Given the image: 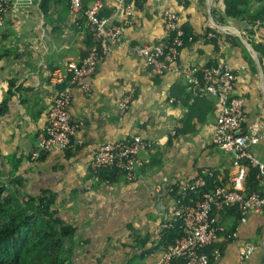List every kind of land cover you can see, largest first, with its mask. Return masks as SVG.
Returning a JSON list of instances; mask_svg holds the SVG:
<instances>
[{"label": "crops", "instance_id": "crops-1", "mask_svg": "<svg viewBox=\"0 0 264 264\" xmlns=\"http://www.w3.org/2000/svg\"><path fill=\"white\" fill-rule=\"evenodd\" d=\"M100 1L103 16L121 4ZM185 1L122 0L131 25L96 63L89 91L71 90L68 109L81 122L77 136L85 145L54 148L35 161L28 154L54 95L70 77L66 63L77 62L91 40L87 43L84 20L69 10L67 0H37L33 8L10 13L0 29V183L18 200L51 194L49 207L74 228L61 264H152L163 249L157 230L168 218L172 201L166 188L175 180L210 172L215 185L245 189L248 165L210 141L218 100L192 95L176 72L150 73L134 54L137 44L164 42V10L174 12L178 25L193 35L180 49L178 64H210L215 55L233 70L243 125L259 132L250 148L264 161V58L243 36L241 23L223 14L222 0ZM129 92L128 108L119 112L117 102ZM134 135L147 142L134 180L120 174L109 182L89 168L94 146ZM216 220L213 247L219 256L210 264H264L260 211L249 210L241 221L222 210ZM248 245L252 250L243 256Z\"/></svg>", "mask_w": 264, "mask_h": 264}, {"label": "built area", "instance_id": "built-area-1", "mask_svg": "<svg viewBox=\"0 0 264 264\" xmlns=\"http://www.w3.org/2000/svg\"><path fill=\"white\" fill-rule=\"evenodd\" d=\"M67 2L69 10L84 20L91 43L77 62L66 63L70 77L57 90L47 109L45 123L36 134L35 148L28 154L29 161L37 160L54 148L63 150L72 143L85 145L77 136L81 122L73 120L68 109L71 90L79 88L85 93L89 91L87 79L95 70L96 63L120 43L126 28L131 25L130 11L123 6L122 0H117L121 4L108 16L100 14V0H92L87 5H82V0ZM36 3L37 0H0V29L10 13L28 10ZM117 10L121 12L120 18L116 17ZM162 20L167 36H171L170 40L167 43L137 44L133 47L134 54L145 63L150 73L161 75L168 71L176 72L185 80L192 95H211L218 100L219 109L210 134L211 144L255 168V177L263 188L261 192L249 193L240 188L221 185L205 189L210 172L200 173L185 181L175 180L167 186L166 192L172 202L167 207L168 218L159 224L157 235L160 238L163 230L177 220L180 221L182 235L163 248L152 264H210L219 256L218 250L213 247L218 238L216 214L219 211L236 206L241 221H244L249 210L260 211L264 216V161L250 148L259 132L256 126L247 129L243 125V98L234 93L236 76L233 70L215 55L210 64H178L180 49L185 41L193 39V35H186L184 39L183 30L172 11L164 10ZM208 36L213 34L209 33ZM131 99L132 92H129L118 100L119 112L128 108ZM146 145L147 142L137 135L128 140L101 142L91 149L89 168L93 171L99 168H116L127 180H134L136 167L141 163L140 151ZM210 246L213 247L212 250L206 253L205 249ZM251 250L252 246H246L243 256H247Z\"/></svg>", "mask_w": 264, "mask_h": 264}, {"label": "trees", "instance_id": "trees-1", "mask_svg": "<svg viewBox=\"0 0 264 264\" xmlns=\"http://www.w3.org/2000/svg\"><path fill=\"white\" fill-rule=\"evenodd\" d=\"M144 0H133L141 5ZM180 1V0H178ZM185 3V0H182ZM223 14L229 19L244 25L243 36L251 47L264 58V0H222ZM255 5V6H254ZM186 35L192 34L187 26H180ZM208 32V31H206ZM168 35L164 42H168ZM91 40L88 34V42ZM2 112L3 110H1ZM247 164L246 161H243ZM248 165V164H247ZM244 191L261 192L262 186L255 177L256 169L248 165ZM99 176L109 182L115 181L121 172L116 168H99ZM215 186L212 179L207 178L205 189ZM260 186V187H259ZM193 196V195H192ZM51 194L27 197L18 200L0 183V264H61L63 254L69 248L67 242L74 234V228L64 222L49 206ZM21 201V202H20ZM223 211L239 218L236 206L225 207ZM231 230H227V235ZM182 235L180 221H172L164 229L158 244L162 248L171 245ZM213 247L205 249L210 253Z\"/></svg>", "mask_w": 264, "mask_h": 264}, {"label": "rangeland", "instance_id": "rangeland-1", "mask_svg": "<svg viewBox=\"0 0 264 264\" xmlns=\"http://www.w3.org/2000/svg\"><path fill=\"white\" fill-rule=\"evenodd\" d=\"M255 6V5H254ZM244 27V25L243 24H241V28H243Z\"/></svg>", "mask_w": 264, "mask_h": 264}, {"label": "water", "instance_id": "water-1", "mask_svg": "<svg viewBox=\"0 0 264 264\" xmlns=\"http://www.w3.org/2000/svg\"><path fill=\"white\" fill-rule=\"evenodd\" d=\"M244 42H246V41H244Z\"/></svg>", "mask_w": 264, "mask_h": 264}]
</instances>
